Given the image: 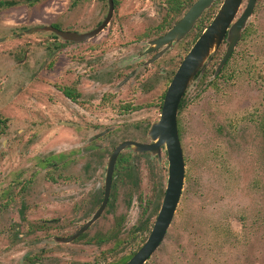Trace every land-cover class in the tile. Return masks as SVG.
<instances>
[{
  "label": "rangeland",
  "instance_id": "374dc122",
  "mask_svg": "<svg viewBox=\"0 0 264 264\" xmlns=\"http://www.w3.org/2000/svg\"><path fill=\"white\" fill-rule=\"evenodd\" d=\"M6 1L11 5L0 7V116L7 119L0 135V204L23 202L39 208L51 201L52 192L63 193L65 198L67 187L92 191L103 182L109 155L118 143L150 140L149 125L161 116L163 82L144 76L147 84L156 85L152 95H135L141 89L136 85L135 91L126 87L110 98V88L90 81L93 76L86 72L90 85L83 97L94 102L83 107L58 89L71 84L78 55L82 62H90L99 54L94 52V44L99 46L96 48L106 45V62L132 58L144 50L149 40L165 31L159 25L166 5L164 0H119L120 9L107 28L75 44L52 32L28 30L54 23L61 29L92 28L104 18L105 3L81 1L77 9L76 0ZM246 5L244 0L238 16ZM199 32L194 29L155 60L156 72L168 62L170 67L177 66ZM225 51L226 43L208 63V74L189 88L179 110L186 160L184 189L164 241L145 264H264V0L257 1L231 59L215 77ZM101 98L104 104L99 103ZM125 102L130 110L121 107ZM85 148L90 150L83 151ZM123 153L135 154L131 148ZM149 155L136 156L137 174L123 181L114 209L105 212L87 232L112 228L117 216H125L122 243L110 244L116 248L109 255L114 264L145 243L150 232H133V226L162 180L166 186L167 153L164 150L160 159ZM56 172L63 177L58 183L46 179ZM84 172L91 173V185L84 184ZM161 202L162 198L159 206ZM7 218L1 216L0 228H6ZM0 241L1 246L9 243L5 236ZM58 250L65 254L53 260L56 264H72L81 250L86 251L83 262L94 261L102 251L77 242L60 244ZM0 260L12 264L11 258Z\"/></svg>",
  "mask_w": 264,
  "mask_h": 264
},
{
  "label": "flooded vegetation",
  "instance_id": "af4514ba",
  "mask_svg": "<svg viewBox=\"0 0 264 264\" xmlns=\"http://www.w3.org/2000/svg\"><path fill=\"white\" fill-rule=\"evenodd\" d=\"M81 1L90 2L93 0H76L75 8L78 9L80 7ZM98 1L101 3H105L107 6V9H106V12L104 13L105 14L104 18L99 20L97 25L92 27V28H89V29L87 28L84 30L76 29V28L61 29L56 25V23L47 24V25H53V26L57 27L58 29L73 31V32H77L79 34L87 33V32H90L94 29H97L106 20L108 14L110 12V8H111L110 0H98ZM195 1L196 0H192L191 4L183 9V12L180 14L181 16L178 20H176V18H175L174 20L171 21L170 24L165 25L164 24L165 17L167 16L170 8L168 6V0H164L165 5H166V8H165L166 14L163 17V20H162L161 24L159 25V28H161V29L163 28V29H165V31L163 33H159V34L155 35L151 40H154V39H157L159 37L164 36L170 30V28H172L182 18V16L186 13V11L191 7V5ZM223 1L224 0H222L220 2V6L222 5ZM215 2H216V0L214 1V3ZM113 3H114V7H113L112 17H111L110 21L107 23V25L98 34H100L103 30H105L107 28V26L111 23V21L114 17V14L120 9V1L119 0H113ZM6 4H7L6 0H0V7L5 6ZM8 4H10V2ZM220 6H219V8H220ZM219 8H218V10H219ZM218 10H217V12H218ZM216 13H215V15H216ZM215 15L212 17V19L215 17ZM199 19L197 20L196 24L192 27V29L187 33V35L185 37H183L182 39L178 40L176 43H174L173 47L180 44L183 40H185L194 31V29L197 28V24L199 22ZM212 19L210 20V22L212 21ZM210 22L202 29V31L199 33V35L195 36V38L192 41V44L185 49L183 56L180 58V60L178 62V65L176 66L174 64L170 67L171 63L168 62L167 65L161 66L162 68H160L159 73L156 72L157 65H156L155 60L159 59L164 54L169 52V50H171L173 47L169 48L166 52H164L163 55H161L159 58L155 59L153 62H151V60L164 47H161L159 49H155L154 51H152L150 53L144 54V51L149 46V44H148L144 50H142L141 52H139L136 56H133L132 58L126 57V58L121 59L120 61L106 62L105 61L106 60V56H105L106 45L100 44V45H102V47L96 48L99 46L97 44H94L93 45L94 52L99 53V54H95L93 56V60H91L90 62H82V58L80 57V55H78L77 62H76L77 70L75 72V76H74L71 84L60 86L58 90L65 97L71 99L78 106H80V107H83L85 105L90 106L91 102L93 103L94 100L86 101L85 98L83 97L84 94L87 93V91H88L87 88L90 85L86 82V80H90V79L86 78L87 76H93V79H91L90 81L96 82V84L98 86L103 87V88H110L109 89L110 92L108 94V96L110 98H115L116 97L115 95H117L116 93H119L121 90H124L126 87L129 88L132 86L133 90L135 91L134 88L136 85H141V89H139L137 91V93H135V95L138 93L145 94V96L152 95L153 93L156 92V85L155 84L154 85L147 84L146 82L148 80L142 79V77L147 76L149 79L152 78L154 80V82L156 80H158V82H163L164 84H166V88L161 94V96H162L161 112H162V107H163L164 98H165L167 89H168L172 79L174 78V75H175L178 67L180 66L182 60L185 58L187 53L190 51L191 47L194 45L196 40L199 38V36L202 34V32L205 30V28L210 24ZM32 27H39V26H32ZM245 30H246V28H245ZM245 30L243 31V35L245 33ZM52 33H54V35H57L63 41L73 42L75 44L84 43L85 41H87V40L98 35L97 34V35H95V36H93V37H91L85 41H82V42H76V41L64 40L59 34H57L55 32H52ZM151 40H149V41H151ZM224 43H226V50H227L228 42L226 39H224L222 44L220 45V47L218 48V50L216 52L219 51V49L221 48V46ZM215 53H213L210 56L207 63L201 69V70H203V74H202L200 79H202L204 76H206L208 74L207 65L209 62H211L213 60ZM225 53H226V51L224 52V54ZM224 54H223V56H224ZM146 55H149L150 57L145 59ZM232 55H233V53L231 54L230 58L225 62V64L221 68L220 72L218 74H216L217 67L219 66V64L223 58V56H222V58L220 59V62L218 63V65L214 71L215 77L219 76L222 73L224 67L226 66L228 61L231 59ZM81 65H83V66H81ZM84 66H86L87 69L81 70V68H83ZM23 67H25V66H23ZM36 72H37V70L35 71V73ZM86 72H88L87 76L84 74ZM29 73H30V70L26 73H23V74L26 75ZM21 76H22V73H21ZM198 76H199V73L193 78L191 84L187 88V90H186V92H185V94L181 100L179 110L182 107V104L185 100V96L188 93L189 88L193 85V83L196 81L195 79ZM119 78H121V79H119ZM114 84H115V86L113 87L112 85H114ZM143 87H146L145 91L142 90ZM85 89H86V91H85ZM99 103L104 104L105 102L101 98V101ZM121 107L123 108V110H130L132 108L128 104V102H125L123 104V106H121ZM178 114H179V111H178ZM4 119H6V118H4ZM154 122H152L151 125ZM64 123L71 124L74 126L80 125L78 122H72V121H66ZM6 124H7V119H6ZM6 124L4 126V129L6 127ZM151 125H149V128H148V136L150 138L149 141H139V140H134V139H127V140H124L122 142H125L128 140H133V141H138L141 143H153L154 141L151 139V137L149 135V129H150ZM178 128H179L180 139L182 142L181 131H180V127H179V121H178ZM111 129L112 128L106 129L105 131L100 132V133L96 134L95 136H92L89 139V141L95 140L96 138L100 137L101 135L109 132ZM3 133H4V130L2 133H0V135ZM122 142H120V143H122ZM120 143H118L116 145V147ZM182 146H183V144H182ZM99 147H101V146H99ZM115 148H114V150H115ZM127 148L132 149L131 146H128ZM127 148H125V149H127ZM89 150L90 149L85 148L83 151H89ZM113 151H112V153H113ZM123 151L119 154L115 168H114V172H113L111 182H110L111 187H110V192H109L107 204L103 208L100 216L90 226H88L85 229V231L80 233L79 236H77L74 240H72L70 242L62 241V239L63 238H70L73 235H75L81 228H83L88 223L89 220H91L93 218V216L96 214V212L99 211L103 205V202H104V199L106 196L107 166H106V172H105L103 182L99 181L98 185L96 187H94L92 191H91V188H87V187H78V188L67 187V188H65L66 191H69L67 194H65V195H67V197L64 198L63 193L56 194L55 192H52L51 193L52 194L51 201L43 203L42 207H39V208H33L31 206V204L23 203V202L0 204V222H1V216H3V215L8 216V218L6 219V221H7L6 228H3V227H2L3 229L0 228V238L2 236H5L9 241V243H7L6 246H1V244H0V258H11L12 264H56L57 262H54L53 260L58 259L59 257H61L65 254L64 252H61L58 250V245L65 244V243L77 242V243H79V245L84 246V247L95 246L96 248H101L102 251L99 252V256L96 260L90 261V262H83L85 259L83 254L86 253V251L81 250L77 254L74 255V258L71 262L72 264H113L114 262L109 261V255L111 253H113V251H115L116 248L115 247L111 248L110 244H111V242H113L115 246H119L122 243V238H121L120 234L123 230L124 222H122V226L120 227L118 233L112 234V229L114 226H116L117 221L123 215L117 216V218H115V222H114L112 228H110V227L107 228L106 226H104V228L95 229L90 235H88L87 232L92 226H94V224L102 217V215L105 212L111 210V208H112V210L114 209L115 199H116V194H117L118 188H120L122 185H124L126 182H128L127 179L132 178L138 172L137 168H136L135 173L132 176H128L125 172H117L116 168H117V164L119 161V157L121 155L122 156L125 155L123 153ZM163 151H164V149L162 148V152ZM132 152L135 154L134 155H126V156L130 157L132 162L135 163V167H137V165H138V162L136 159L137 155H142V154L149 155V154H151V156H153L151 151L134 152L132 150ZM162 152H161V155L158 154V155H155L153 157H157L158 159H160L162 156ZM165 152L167 153V151H165ZM111 154L109 155V157L111 156ZM184 158H185V154H184ZM108 161H109V158H108ZM44 162H45V160H44ZM107 164H108V162H107ZM84 175H85L84 179L86 180L84 182V184L85 185H91L92 184L91 182L93 179V177H90L91 173L84 172ZM121 175H123V179L121 178ZM61 178H63L62 173L56 172V173H53L52 175L47 176L46 179L49 180L51 183H58V181ZM185 179H186V176H185ZM124 180H125V183L123 182ZM166 183H167V180H166ZM184 184H185V182H184ZM159 188L160 187H158L156 190V193L154 196L155 198L153 197V199L151 201H147L146 206H145L146 209H151L154 201L157 198V193H158ZM165 189H166V186H164V195H165ZM47 192H48V187L46 189H44L43 196L46 195ZM61 195H62V197H61ZM164 195L162 196V200H163ZM161 205H162V202L160 203L158 212L155 215V220L158 216ZM176 212H177V210H176ZM152 219H153V217H152ZM152 219H151V224H150L151 228L149 230L150 233H151L153 225L155 223V220L153 221ZM138 223H139V221H138ZM146 232H148V231H146ZM146 232H144V233H146ZM150 233H149V235H150ZM166 235H167V233H166ZM117 243H119V244H117ZM136 252L130 254L128 257L127 256L124 258L121 257L120 260L121 259L122 260H121V262H119L120 261L119 260L118 263L119 264H125L129 259H131L133 257V255ZM74 261H76V262H74ZM0 264H5V262L3 263V260L2 261L0 260Z\"/></svg>",
  "mask_w": 264,
  "mask_h": 264
},
{
  "label": "water",
  "instance_id": "95a60500",
  "mask_svg": "<svg viewBox=\"0 0 264 264\" xmlns=\"http://www.w3.org/2000/svg\"><path fill=\"white\" fill-rule=\"evenodd\" d=\"M214 1L215 0H196L182 18L170 28L164 36L148 41L149 46L144 51V54L164 47L156 54L151 62L163 55L164 52L173 47L174 43L187 35L203 13L213 5ZM243 1L244 0L223 1L215 17L182 60L167 89L161 117L155 121L149 129V135L154 142L141 143L128 140L120 143L115 148L107 164L106 196L102 207L75 235L70 238H63L62 241L70 242L74 240L100 216L103 208L107 204L111 187L110 182L118 156L125 148L131 146L134 152L151 151L153 156L158 154L161 155L163 148L167 151L168 178L162 205L146 242L125 264H144L154 254L171 226L184 188L186 161L178 128V111L181 100L193 78L198 73L199 76L195 80H200L203 74V70L201 69L207 63L210 56L218 50L224 39L227 40L228 47L217 67L216 74L220 72L225 62L230 58L234 49L237 47L243 35V31L247 26V22L254 13L257 3V0H247V6L244 12L238 17ZM110 2L111 8L106 20L100 27L90 32L79 34L73 31L58 29L53 25L32 27L28 32H55L64 40L76 42L85 41L97 35L110 21L114 7L113 0H110Z\"/></svg>",
  "mask_w": 264,
  "mask_h": 264
},
{
  "label": "trees",
  "instance_id": "16d2710c",
  "mask_svg": "<svg viewBox=\"0 0 264 264\" xmlns=\"http://www.w3.org/2000/svg\"><path fill=\"white\" fill-rule=\"evenodd\" d=\"M192 0H168V6L170 8L167 16L165 17L164 24H170L172 20L177 18L182 12L183 9L191 4ZM220 0H216V2L213 4V6L207 10L203 16L199 19V22L197 24V28L200 29V32L202 29L210 22L212 17L215 15L217 12ZM246 31V30H245ZM199 32V33H200ZM199 33L197 35H199ZM6 124V119H4L2 116H0V133L3 132L4 126ZM117 172H125L128 176H132L135 171V163L132 162L130 157L126 155H121L119 157V161L117 164L116 168ZM164 195V183L163 180L161 181L160 188L157 193V198L154 201L151 209H146L141 216L139 223L133 227V232H146L150 230V224H151V219L154 215L157 214L158 209H159V201ZM125 216L123 215L122 217L119 218V220L116 223V226L113 227L112 229V234L118 233L120 227L122 226V222H124ZM119 244V243H117ZM114 264V263H113Z\"/></svg>",
  "mask_w": 264,
  "mask_h": 264
}]
</instances>
